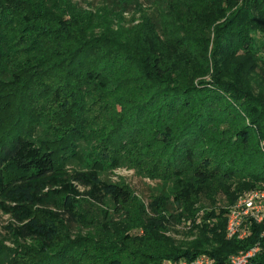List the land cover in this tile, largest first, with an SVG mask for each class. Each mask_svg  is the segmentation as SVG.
I'll return each instance as SVG.
<instances>
[{"label":"rangeland","instance_id":"1","mask_svg":"<svg viewBox=\"0 0 264 264\" xmlns=\"http://www.w3.org/2000/svg\"><path fill=\"white\" fill-rule=\"evenodd\" d=\"M72 1L90 15L104 13L105 9L112 11L102 0ZM185 1L192 16L185 17L188 21L184 20V26L168 21L166 16L161 25L164 33L168 32V25L173 24L178 29H187L194 36V43L180 48L166 45L161 48L166 59L182 60L177 65L179 69L171 68L175 78L183 84L200 87V82L205 85L213 77H218L227 83L249 86L264 95L263 35H252L258 42L252 55L237 49L223 59H212L216 27L227 23L244 1ZM54 2L0 0V24L3 18L10 19L9 39H2L3 44L6 40L10 44L7 48L0 46V141L10 135L12 128L20 127L21 134L32 133L35 141H45L53 147L63 146L64 154L73 158L76 168L97 170L103 180L130 186L133 191L131 201L119 207L107 201L102 208L90 206L88 209L83 199L75 200L87 223L76 227L65 222L61 225L55 247L68 252L65 263L107 264L118 259L122 264H182L174 258L179 250L211 251L225 256L229 243L223 236L224 231L217 230L207 220L206 213L211 210L228 212L251 192L250 188L256 184L264 164V139L260 131L263 126L253 125L250 143L244 146L234 135L243 122L252 126L246 111H240L234 99L233 105L230 101L221 104L225 111L217 106V119L208 124L201 138L193 144L197 163L206 156L222 174L221 166L224 169L230 164L237 175L232 181L221 175L213 181L201 182L195 177L194 166L186 165V162L182 164L183 160L170 164L173 145L165 146L160 139L167 126L175 131L189 112L178 111L168 113V116L165 112L159 114L164 103L159 97L160 88L143 81L132 63L107 64L109 69L103 70L100 76L105 86L108 84L107 89L102 88L99 80L88 83L87 78L80 76L70 79L72 89L80 97L64 110L65 98L56 95L55 85L48 82L58 78L61 69L70 64V57L62 58L60 49L57 51V47L44 43V34L53 26L42 19L44 16L40 12L53 10L51 12L56 15L58 9L52 8ZM167 6L166 0L160 1L162 14L167 11ZM26 11L40 14H28L27 18ZM153 14L150 11L149 16L162 20ZM141 16L139 12L122 13L118 24L109 21L106 25H117L120 33L137 29L136 26L144 22ZM78 22L82 23L78 26H87L95 21ZM210 35V39L204 40L202 49L197 39ZM113 65L119 76L106 75ZM67 88H70L69 83L65 82L62 89ZM58 92L62 94V90ZM138 114L140 116L135 121ZM176 164L183 173L181 177L172 172ZM63 197L58 194L43 208L60 207ZM234 198L237 200L232 204ZM151 201L159 202L161 210L158 214L150 208ZM171 216L177 224L166 231L154 230L147 220L148 217L163 219L167 226ZM11 223L10 216L0 211V264H38L44 260L40 245L21 241L8 231ZM252 248H256L255 243L248 250ZM243 250L239 249L228 258Z\"/></svg>","mask_w":264,"mask_h":264},{"label":"trees","instance_id":"2","mask_svg":"<svg viewBox=\"0 0 264 264\" xmlns=\"http://www.w3.org/2000/svg\"><path fill=\"white\" fill-rule=\"evenodd\" d=\"M54 1L52 8L58 9L56 15L50 9L48 13L40 12L44 16L42 19L53 26L48 33L44 34V43L57 47V51L61 50V55L64 56L62 58L70 57V64L61 69L58 78L48 82L55 85L56 95L65 98L64 110L70 103H76L80 97V94L72 89L70 79L80 76L82 79L87 78L88 83L99 80L102 88L107 89L108 84L105 86L100 77L103 70L109 69L110 64L132 63L138 69V74L143 81L160 88L159 97L164 99V103L159 108L161 111L159 114L165 112V116H168V113L174 114L178 111L189 112L179 122L175 131L167 126L160 137L165 142V146L173 145L174 151L170 164L183 160L182 164L186 162V165L194 166L195 177L201 182L213 181L221 175L230 181L235 178L237 172L233 165L228 164L224 169L221 166L224 171L222 174L219 168L215 169L206 156L197 163V152L194 151L193 144L201 138L208 124L217 119V106L225 111L221 104L228 101L231 105L234 101L243 113L246 111L253 123L252 126H248L243 122L234 135L236 139L244 146L248 145L251 140V131L257 124L263 126L260 131L264 139V99L262 98L264 95L259 90L250 89L249 86L227 83L218 77H213L205 85L204 82H200V87L183 84L175 78L172 69L175 71L179 69L177 65L181 64L182 60L166 59L161 48L163 45L180 48L184 44L194 43V36L187 29H178L173 24L168 25L170 28L164 33L161 25L166 16L168 21L184 26L185 17L192 16L188 10L187 1L166 0L167 11L162 14L163 9L160 8L162 0H102L107 8H112V11L105 9L104 13L98 12L94 15H90L91 13L81 6L73 4L72 0ZM243 1L244 4L237 7V11L227 23L216 27L213 60L223 59L237 49H242L248 55L256 52L258 42L253 40L252 35L259 33L264 36V0ZM150 11L154 12L153 17L162 18L161 22L149 16ZM131 12L141 13L144 19V22L136 26L137 29L132 28L120 33L117 25L116 27L113 24L106 25L109 21L112 23L116 21L118 24L122 13ZM26 13L27 18L28 14H40L33 11H26ZM91 19L95 21L92 25L78 26L82 24L78 21L85 22ZM205 20L209 19L205 18ZM9 29L10 19L3 18L0 24V46L5 48L10 42L6 40L3 44L2 39L7 38ZM162 37L164 40L161 39ZM206 38L210 39L211 35L197 39L202 49ZM206 57L207 54H205ZM252 58L258 62L255 57ZM83 63L86 66H81ZM113 68L114 65L106 75H117L118 72H115L116 69L113 70ZM65 82L69 83L70 88L64 91L62 88L65 87ZM61 90L62 94H59L58 91ZM139 116L140 114L134 120L136 121ZM20 131V127L12 128L10 135H6L0 141V211L12 219V223L8 225V231L17 239L33 241L40 245V253L44 260L38 264H66L64 260L68 252L55 247L61 225L65 222L69 226L76 227L87 223L85 215L77 209L75 200L83 199L88 209L90 206L102 208L107 201H112L119 207L131 201L133 191L130 186L112 184L103 180L97 170L76 168L73 158L64 154L63 146L53 147L48 145V142L35 141L32 133L21 134ZM76 132L72 131L73 134H78ZM58 154L61 156L57 157ZM172 172L178 177L183 175L178 164L173 166ZM259 173L256 184L250 188L251 191L264 190V164ZM58 194L64 195L60 207L43 208ZM236 200L237 198H234L231 203L234 204ZM149 206L156 214L161 210L158 201H151ZM228 213L229 211L220 213L214 210L206 213L207 220L211 221L217 230L224 231L223 236L229 243L225 256L211 251L179 250L174 256L176 261L191 264L197 257L206 254L214 261V264H225L231 254L239 249L248 251L249 247L255 243L261 251L254 258V262L264 264V221L247 225V235L244 239L228 238L226 234ZM147 220L156 231H166L177 224L173 216L169 218L167 226L163 219L148 217ZM107 264H122V262L116 259Z\"/></svg>","mask_w":264,"mask_h":264},{"label":"built area","instance_id":"3","mask_svg":"<svg viewBox=\"0 0 264 264\" xmlns=\"http://www.w3.org/2000/svg\"><path fill=\"white\" fill-rule=\"evenodd\" d=\"M226 234L228 238L244 239L247 235L246 226L250 223L264 221V190L251 191L247 196L238 200L227 216ZM259 253V247L252 248L231 257L225 264H256L254 258ZM187 262H183L185 264ZM191 264H214L206 255H201Z\"/></svg>","mask_w":264,"mask_h":264}]
</instances>
